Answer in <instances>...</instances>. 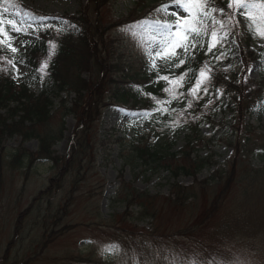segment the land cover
<instances>
[{"label":"rangeland","instance_id":"obj_1","mask_svg":"<svg viewBox=\"0 0 264 264\" xmlns=\"http://www.w3.org/2000/svg\"><path fill=\"white\" fill-rule=\"evenodd\" d=\"M87 1L20 0L44 12V17L54 19L41 21L37 18L33 22L41 27L24 30L25 34L12 32L11 35L15 37L12 45L18 49L17 52L4 48L21 59V54L44 35L45 25L62 26L61 20L68 21L69 16L79 15ZM212 3L220 7L219 0H212ZM166 4L170 5L166 13L156 11ZM174 12H180V9L171 5V0H108L96 13L104 21L100 29L104 34L101 46L109 50L107 61L113 63L121 59L126 68V64L130 63L128 66L132 71L140 75H143L141 72L147 73L155 79L157 70L160 75L179 76L177 73L173 75L172 70H166L169 64L166 65L161 59H157V70H150L146 54L148 45H142L140 39L127 30L145 19L171 22L175 19L171 15ZM10 14L12 19L31 21L17 10H11ZM121 18H124V24L105 29V25ZM237 19L245 31V19L241 16H237ZM235 33L233 31L226 43L217 44L211 51L215 49L219 54L223 53L221 59L225 61L222 66L240 77L244 66L238 48L240 39ZM144 39H147V32ZM245 39L242 45L253 54L246 68L247 76L264 81V39L252 36ZM205 47L208 50V44ZM226 49L232 51L226 53ZM177 51L179 56L184 55L182 49ZM90 61L89 67L83 69V77L88 79L97 75L91 58ZM15 65L18 69L16 80L22 82L30 68L20 60ZM108 72L105 81L111 82V73L115 72V68L110 67ZM103 85L107 87V83ZM179 88H176L177 92ZM41 89L40 81L31 82V90L39 92ZM108 89L105 93L108 94L107 101L112 96L110 92L107 93ZM52 92L55 110L49 120L52 128L61 126V114L64 113L62 98L66 99L67 107L71 110L64 118L61 139L52 147L51 156L54 159L42 156L31 164L30 152L38 154L40 149L38 139H25L21 133L0 131V264H192L193 261L195 264H264V177L250 183L249 178L239 174L231 190L226 194L221 193L215 202L222 184L209 182L213 167L200 171L197 176L180 174L175 179L167 170H149L140 164L127 163L125 155L129 139L149 128L147 118L126 115L144 112L139 108H130L134 105L132 99L127 103L114 102L104 107L98 130L102 138L106 136V142L100 143L97 162L87 167L83 174L85 178L78 181L79 177L73 170L65 176L59 190L29 208L34 196L47 186L49 179L60 173V168L72 151L73 134L80 123L76 103L85 98L76 92L58 93L54 89ZM15 104L11 102L9 106L0 108V114L10 120L12 117L18 118L12 116L11 107ZM205 104L209 109L206 108L207 117L200 124L204 138L197 146H207L200 151L201 155L212 154L213 160L225 167V162L234 153V146L226 140L227 133L236 123V100L226 93L214 91ZM244 119L261 134L258 139L263 144L264 94L255 108L244 113ZM187 136L192 135L181 131L175 136L173 150L183 149ZM204 142L207 143L205 146ZM247 160L254 164L253 167L264 170L263 149H253L252 153L249 151ZM73 167L76 168V165ZM222 177L225 178V172H222ZM122 180L144 194L147 192L156 196L150 212H145L143 206L132 203V200L127 204L115 198L126 197V189L117 191ZM175 180L194 186L190 199L180 202L175 198L171 188ZM72 189L75 190L74 198L65 214L55 213L53 216L58 203L63 205L68 191ZM22 211L27 214L19 229L17 220ZM109 245H117L118 251L104 252L103 249Z\"/></svg>","mask_w":264,"mask_h":264},{"label":"trees","instance_id":"obj_2","mask_svg":"<svg viewBox=\"0 0 264 264\" xmlns=\"http://www.w3.org/2000/svg\"><path fill=\"white\" fill-rule=\"evenodd\" d=\"M107 1L88 0L81 8L79 15L69 16L67 22L74 25L75 29L67 28L64 24L59 27H45L44 35L21 54V59H17L13 53H8L5 48L0 49V94H2V96L0 95V108L9 106L10 102H16L11 107V110L12 116L18 117L15 119L12 117L10 120L9 117L0 114V131L2 133L8 132L9 134L21 133L24 138L35 137L38 139L40 149L38 154L30 153L31 164L41 159L40 157L42 156L54 159L51 156L53 153L52 147L61 139L64 132V118L71 111L67 107L66 99L62 98L61 104L62 106L64 105V113L61 114V126L58 129L52 128L49 120L55 113V110H53L54 101L51 96L53 89L58 93L63 91L67 93L76 92L86 98L76 103V106L79 107L80 123H78L73 134L72 151L65 159L63 167L61 166L60 173L58 172L57 175L49 179L47 186L34 196L29 208L40 201L42 202L43 198H46L52 192L59 190L63 186L65 176L73 172V170L79 177L78 181L82 180L87 167L97 162L100 143L106 142V136L102 138V134L98 130V123L104 107L114 102L127 103L131 99L134 101V105L130 108H139L144 112L152 111L153 114L150 118H147L148 120L146 119L149 125L148 130L137 132L129 139V148L125 155L127 163L132 165L140 164L149 170H167L175 179L180 174L197 176L200 171L213 167L209 175V182L222 184L221 192L216 195L215 202L218 201V198L224 192L226 194L231 190L239 174L242 173L244 177L249 178L250 181H248L250 183L263 178V168H255L256 166L253 167L252 165L254 164L247 160L249 151L252 153L253 149L264 150V143L261 144L258 139L261 134L256 132L249 123H245L244 119V113L249 109L255 108L257 102L264 94V81L251 79L246 73V68H248L253 55L252 51L247 52L242 45L246 41L245 38L251 36L247 31V27L243 31L239 23V27L234 30L239 37L238 39H240L239 41L237 40L238 48L244 66V72L240 77H237L235 73L226 71L222 66L223 61H225L221 59L224 55L223 53L219 54L218 50L215 49L212 51L207 50L205 46L209 42L208 37L197 38L196 47L190 49L188 53L179 56V59L185 60L182 66L171 67L169 63H166V65L169 64L166 70H172L173 75L175 73L177 75L187 73V75L181 82L182 86L177 92L181 94L179 98L165 104L168 111L162 112L156 110V101L152 97L154 96L159 100H168L170 98L169 94L163 91L166 85L165 81L157 82L154 76H149L147 73L141 72L143 75H140V73L132 71L128 65V68H126L122 64L121 59L120 62L109 63L107 61L109 50L106 51L101 46L104 43V34L100 29L104 21H102L100 15L96 14ZM14 2L17 6L11 8L10 11L17 10L22 16L31 19L30 22H27L26 19L20 21L13 18L20 21L24 30L32 31L35 26L37 28L41 27L33 20L40 16H45L44 12L22 3L20 0H14ZM219 3L220 7H224L227 0H219ZM117 24H124V18L111 22L107 26L105 25V29L107 30ZM61 28L65 30L57 31V29ZM51 43L56 45L54 54L50 53ZM230 51L232 49L225 50L226 53H230ZM7 57H10L14 63L20 60L29 66L30 69L24 81L18 82L16 80V71L13 70L12 65L7 63L9 60ZM90 58L96 67L97 75L95 77L93 75L88 79L83 77V69L89 67ZM45 61L48 62V67L44 73H41L39 69ZM262 61L264 67V48ZM176 62V60L171 61V65ZM204 65L209 67L211 78H204L200 88L197 89L196 95H188L189 90L192 89L197 79L199 69ZM110 67L115 68V72L111 73V82H106ZM32 81H40L42 83V89L39 92L31 90ZM105 83H107V87L103 85ZM106 88H109L107 93L110 92L112 94L108 101L106 100L108 94H105ZM214 91L226 93L236 100V123L233 124L230 132L227 133L226 140L229 145L234 146V153L232 158L225 162V167H221V163L217 164L213 160L212 154L201 155L200 151L207 148L205 146L207 143L204 142V148L197 146L204 138L201 135L200 124L207 117L206 108L209 109L205 102ZM30 96L33 97L31 98ZM195 97H197V100ZM189 101L191 102V107H188ZM140 102L141 104L139 105ZM48 126H51L53 130L50 127L48 128ZM181 131H187L192 136H187V142L183 149H180V151L173 150L174 137ZM45 136L48 137L47 140ZM74 165H76V168L73 167ZM222 172H225V178L222 177ZM121 188L127 190L126 197L121 198L115 195L116 199L127 204H130L129 201L132 200V203L143 206L145 212H150V206L155 202L156 196L153 195V197L147 192L144 194V192L123 180L117 191L120 192ZM171 188L175 198L180 202L187 201L194 194L193 185H184L177 180L171 184ZM74 192L75 190L73 189L68 191L66 201L63 205L58 203L57 210L55 209L53 216H55V213L65 214L66 209L74 198ZM25 213L22 211L19 214L17 220L19 229L24 223L23 221L27 214ZM47 237L52 238L53 235H48Z\"/></svg>","mask_w":264,"mask_h":264},{"label":"snow or ice","instance_id":"obj_3","mask_svg":"<svg viewBox=\"0 0 264 264\" xmlns=\"http://www.w3.org/2000/svg\"><path fill=\"white\" fill-rule=\"evenodd\" d=\"M171 5L180 9V12L186 14L181 15L180 12L171 13L175 19L171 22H160L158 20H142L128 27V31L138 37L143 44H147L146 54L149 59L150 70H157V59L164 60L170 66L180 67L185 63L184 59H179L180 53L177 49H182L184 53H188L190 49H194L197 44V38L208 37V51H211L217 44H223L228 41L229 35L239 27L237 16H241L246 21V27L249 34L253 38L264 39V0H227L224 7H217L212 0H171ZM17 5L14 0H0V49L7 47L11 52H17L12 45L15 39L11 35L12 32L25 34L19 20L11 18L10 9ZM170 5H163L157 9V12H167ZM19 15V13H16ZM39 20L54 19L52 17H38ZM61 23L67 28L75 29V26L67 21L61 20ZM45 27H51L45 25ZM65 29H57L64 31ZM147 32V39L144 34ZM56 45L50 44V53L54 54ZM176 60L174 65L171 61ZM8 64L12 65L13 70L18 71L13 60L9 59ZM48 67L45 61L39 71L44 73ZM187 73L172 77L170 75H160L157 70V82L165 81L167 87L163 91L169 94L168 100H159L152 97L156 101V110L167 112L168 109L163 105L171 103L172 100L178 99L179 95L176 88L182 86L181 82ZM210 79V69L204 65L199 69L197 79L189 90L188 95H196L197 89L200 88L204 78ZM175 86V87H174ZM206 91V89H204ZM151 95V94H148ZM188 107H191L189 101ZM152 111L139 113H126L136 118H150ZM178 123V122H177ZM106 253L118 251L117 245H109L103 249ZM192 264H195L193 261Z\"/></svg>","mask_w":264,"mask_h":264},{"label":"bare ground","instance_id":"obj_4","mask_svg":"<svg viewBox=\"0 0 264 264\" xmlns=\"http://www.w3.org/2000/svg\"><path fill=\"white\" fill-rule=\"evenodd\" d=\"M103 9H104V8H103ZM132 13H133V12H132ZM100 14H101V13H100ZM114 54H115V53H114ZM116 55H117V54H116ZM113 57H114V56H113ZM115 57H116V56H115ZM90 62H91V61H90ZM131 62H132V61H131ZM122 64H123V63H122ZM128 64H130V63H128ZM128 64H126V65H128ZM91 65H92V64H91ZM130 65H131V64H130ZM130 67H131V66H130ZM1 68H2V67H1ZM10 69H11V68H10ZM94 69H95V68H94ZM92 72H93V71H92ZM31 73H32V72H31ZM31 73H30V74H31ZM95 75H96V74H95ZM12 76H13V75H12ZM92 76H93V75H92ZM9 77H10V76H9ZM96 80H97V79H96ZM37 82H38V81H37ZM53 86H54V85H53ZM0 93H1V90H0ZM0 95L2 96V94H0ZM6 95H7V94H6ZM7 96H8V95H7ZM36 96H37V95H36ZM30 97H31V96H30ZM32 97H33V96H32ZM32 97H31V98H32ZM8 99H10V98H8ZM13 99H15V98L13 97ZM17 100H18V99H17ZM0 101H1V100H0ZM32 101H33V99H32ZM77 101H78V100H77ZM20 102H21V101H20ZM95 102H96V101H95ZM10 103H11V102H10ZM1 104H2V103H1ZM6 105H7V104H6ZM6 105H5V106H6ZM75 109H76V108H75ZM77 109L79 110V107H78ZM72 111H73V110H72ZM1 118H2V117H1ZM92 119H93V118H92ZM3 122H4V121H3ZM46 123H47V122H46ZM91 123H92V121H91ZM41 124H42V123H41ZM87 125H88V124H87ZM92 125H93V124H92ZM39 127H40V126H39ZM50 127H51V126H50ZM91 127H92V126H91ZM1 129H2V128H1ZM47 129H48V128H47ZM51 129H52V128H51ZM39 130H40V129H39ZM52 130H53V129H52ZM3 131H4V129H3ZM26 131H27V130H26ZM40 132H41V131H40ZM43 132H44V131H43ZM54 132H55V131H54ZM54 132H53V133H54ZM61 133H62V132H61ZM40 134H41V133H40ZM45 134H46V133H45ZM54 134H55V133H54ZM41 135H42V134H41ZM41 135H40V136H41ZM56 135H57V134H56ZM53 136L56 137L55 135H53ZM23 137H24V136H23ZM45 137H46V136H45ZM47 138H48V137H46V140H47ZM25 139H26V138H25ZM97 140H98V139H97ZM40 141H41V140H40ZM47 142H48V141H47ZM48 143H49V142H48ZM48 143H47V144H48ZM95 143H96V141H95ZM48 146H49V145H48ZM92 149H93V148H92ZM18 152H19V151H18ZM23 152H24V150H23ZM26 152H27V151H26ZM30 153H31V152H30ZM38 156H39V155H38ZM21 157H22V156H21ZM26 158H27V157H26ZM35 158H36V157H35ZM53 158H54V157H53ZM261 171H262V169H261ZM83 178H85V177H83ZM72 185H73V184H72ZM69 187H70V186H69ZM72 188H74V187H72Z\"/></svg>","mask_w":264,"mask_h":264}]
</instances>
